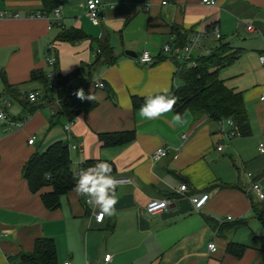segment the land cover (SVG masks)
Wrapping results in <instances>:
<instances>
[{"label":"crops","instance_id":"1","mask_svg":"<svg viewBox=\"0 0 264 264\" xmlns=\"http://www.w3.org/2000/svg\"><path fill=\"white\" fill-rule=\"evenodd\" d=\"M210 1L94 0L99 20L92 24L86 0H61L57 17L55 8L40 14L42 0H0V93L9 102L6 107L0 102V109L7 121L15 122L0 121V264H16L17 256L30 252L38 238L53 240L57 264H101L104 254L110 255L104 264H264L260 242L252 241L262 238L264 244V227L251 207L264 209V200L247 192L248 173L264 190V153L257 150L259 142L264 144V104L259 100L264 65L258 61L264 47V0ZM172 25L186 38L195 31L205 34L194 55L208 53L218 42L242 50L218 77L241 92L249 135L222 142L216 122L188 110L181 112L183 126L172 123L174 111L158 119L139 116L147 94L165 88L169 92L179 84L174 61L161 53L163 44L173 42ZM62 28L85 36L60 39ZM49 44L56 73L72 74L70 86L82 89L87 84V94L95 97L92 108L71 120L51 115L41 99L31 103L18 94L42 91L41 80L30 74L48 71ZM99 44L109 54L98 55ZM126 50L136 57L125 55ZM143 51L149 53V63L137 61ZM95 79L103 82V89L91 87ZM127 132L133 133L127 143H101L103 134ZM30 136L33 142L27 144ZM55 141L67 146L73 172L81 165L74 161L104 160L112 176L129 179L116 188L113 215L96 222L74 186L53 209L40 200L41 193L50 191L48 184L36 192L28 189L21 174L25 161ZM218 142L220 150L215 149ZM72 144L78 146L75 152L69 150ZM158 147L165 154L153 161L150 154ZM181 184L184 191L178 190ZM203 194L202 206L193 209L191 198ZM162 198L168 202L165 209L145 213L148 200ZM209 241L214 252L206 247ZM229 242L248 247L236 257L226 252Z\"/></svg>","mask_w":264,"mask_h":264},{"label":"trees","instance_id":"2","mask_svg":"<svg viewBox=\"0 0 264 264\" xmlns=\"http://www.w3.org/2000/svg\"><path fill=\"white\" fill-rule=\"evenodd\" d=\"M60 4L61 0H42L43 9L40 14L47 15ZM171 28L174 39L169 45L172 48H181L187 38L176 26L172 25ZM84 36L85 34L78 29L62 28L58 37L76 41ZM97 49L99 50L98 55L102 53L109 54L107 46L99 44ZM241 52L240 48L218 42L208 53L195 55L193 64H178L174 57L170 55L175 63L176 70L174 74L179 79V84L169 91L170 95L177 98L173 111L181 113L188 110L195 115H205L207 119L213 122L231 118L236 127L235 136L249 135L250 129L241 92L226 87L218 77V71L234 62ZM77 72L79 71L77 70ZM30 75L31 79L41 80V90L47 94L45 97L46 101L49 102L50 94L47 92L49 82L45 77V73L32 71ZM71 76L72 74L66 77L58 76L57 82L61 88L56 94L59 97L56 114H63L68 120L73 119L75 114L80 111L89 110L95 104L94 100L80 99L68 95L67 89L71 87L68 81ZM86 88L87 84L82 87L85 96L88 95ZM75 90L77 92L78 89L75 88ZM131 102L135 105V98H132ZM100 137L102 144L112 145L131 141L133 133L113 134L110 137L103 134ZM95 163L97 161H85L81 166L86 168ZM21 174L31 192L38 191L45 184L50 186V191L40 194V200L47 209L57 207L59 197L74 186V181L77 178L74 176V172L70 170L68 148L59 141L49 144L40 152H33L25 161ZM251 207L254 218L264 227V209L253 203H251ZM235 223L230 226L234 228ZM252 241H258L264 246L262 238L253 237ZM247 247V245L229 242L226 245V252L239 257ZM16 264H57L53 240L51 238L36 239L30 252H22L17 256Z\"/></svg>","mask_w":264,"mask_h":264},{"label":"built area","instance_id":"3","mask_svg":"<svg viewBox=\"0 0 264 264\" xmlns=\"http://www.w3.org/2000/svg\"><path fill=\"white\" fill-rule=\"evenodd\" d=\"M202 2L206 3V4H211L213 3L210 0H202ZM85 8H86V15L89 19V21L92 24H97L98 20H99V15H98V9H97V5L94 2V0H86L85 2ZM52 14L57 17L58 15V9L55 8L52 11ZM1 16V14H0ZM247 30H251V26H246ZM215 38H218L219 34L218 33H214ZM205 38V34L201 31H195L193 32L189 37H187L185 43L183 44V46L181 48L179 47H174L172 48L168 43L163 44V46L161 47V53L166 54V56H173L175 61L178 64H182V63H186V64H193V57L195 56L193 54V52L195 50H197V48L199 47V45L201 44V41ZM99 50H96V53H98ZM137 61L141 62V63H149L151 61V57L149 55V53L147 51H143L141 52L138 57H137ZM258 61L260 64L264 65V47H263V51L258 55ZM45 63L48 66V71L45 73V77L47 78V81L49 82L48 86L49 89L51 90L50 94V101L47 102L46 101V93L40 90H33V91H29L26 92L24 90L20 91L19 94L22 95L24 98H26L29 102L31 103H35L37 102L39 99L43 100L44 103L47 105L49 112L51 115H56L57 111H58V106H59V97L56 95L57 92L60 90V85L58 84V74L55 72L54 69V65H55V55L52 51V45L49 44L47 46V56L45 57ZM68 83L70 84V80L68 81ZM91 87L93 89H103L104 88V84L103 82H101L98 79H95L91 82ZM68 95L78 98L76 95V90L75 88H68ZM48 92V91H47ZM259 100L261 101V103L264 104V90L260 92L259 94ZM0 102L2 107H6L9 105V102L7 100V98L0 93ZM0 113H3L4 115V121L6 123H10V124H15V122H9L7 121L6 115L3 111V109H0ZM23 121L20 120L18 122H16L17 125H20ZM71 121H68L67 124L65 125V128L67 129L68 124ZM216 124L218 126V134L221 136V141L222 142H229L231 138H233L236 134V127L232 121L231 118H224L221 120L216 121ZM27 144H31L33 142V136H30L27 140H26ZM70 146H75V149L78 147L76 144H72L69 145ZM163 149V152L165 154V149L163 147H158L156 148L151 154H150V159L155 161L157 159H159L160 157H162L163 155H160V152L158 150ZM216 150H220L222 149V143L218 142L216 144L215 147ZM257 150L259 153L263 154L264 153V144L262 142H259L257 144ZM159 157V158H157ZM78 168H84L81 165L78 166ZM77 168V170H78ZM76 170V171H77ZM115 178V180L117 181V184L120 183H128L129 179L126 176H113ZM259 183L257 180H251V182L248 183L247 185V192H249L250 194H253V196L257 199V200H264V199H260V197L258 195H256V193L252 190L253 185ZM261 191H264L260 185ZM179 191H184L185 190V185L181 184L178 188ZM207 197V194H203L202 196H194L191 198V203H192V207L193 209H199L205 198ZM87 197L84 198V203L86 201ZM167 199L162 198V199H150L148 200L145 205H144V211L146 214L152 215L155 214L163 209L166 208L167 206ZM87 204V203H85ZM94 220L96 222V216H93ZM100 222V221H99ZM214 242L209 241L206 244L207 249L209 250V244H213ZM210 251V250H209ZM110 255L109 254H104L102 257V262L101 264H104L105 262H107L109 260ZM62 264H70L69 261H63ZM84 264H93L90 261H85Z\"/></svg>","mask_w":264,"mask_h":264},{"label":"clouds","instance_id":"4","mask_svg":"<svg viewBox=\"0 0 264 264\" xmlns=\"http://www.w3.org/2000/svg\"><path fill=\"white\" fill-rule=\"evenodd\" d=\"M76 95L80 99H95L92 95L85 96L82 89H78ZM177 102V98L170 95L168 89H161L156 94H147L144 103L140 106L139 116L145 119H158L165 113L172 112ZM4 120L3 113H0V121ZM174 125L183 126L186 123L181 113H175L172 117ZM70 152H75V146H70ZM160 155H164L163 149L158 150ZM159 158V157H157ZM76 165L84 163V161H74ZM112 168L107 161L98 160L94 165L86 168H78L74 172L77 177L74 190L78 195L87 197L85 203L90 206L93 215L97 221H101L105 215H113L115 212V204L117 203L116 188L117 181L111 175ZM252 173H248L249 182H251ZM252 190L264 199V191H261L260 184L253 185ZM99 209L97 212L96 209ZM209 250H216L215 244H209Z\"/></svg>","mask_w":264,"mask_h":264},{"label":"water","instance_id":"5","mask_svg":"<svg viewBox=\"0 0 264 264\" xmlns=\"http://www.w3.org/2000/svg\"><path fill=\"white\" fill-rule=\"evenodd\" d=\"M124 54L128 55V56H131V57H136V54L131 52V51H129V50L124 51Z\"/></svg>","mask_w":264,"mask_h":264},{"label":"rangeland","instance_id":"6","mask_svg":"<svg viewBox=\"0 0 264 264\" xmlns=\"http://www.w3.org/2000/svg\"><path fill=\"white\" fill-rule=\"evenodd\" d=\"M166 58L167 59H169V60H173L170 56H166ZM175 81H179V79L177 78V76H176V78H175ZM257 244H259V243H257ZM259 245H261V248L263 249V251H264V246L262 245V243H260Z\"/></svg>","mask_w":264,"mask_h":264}]
</instances>
